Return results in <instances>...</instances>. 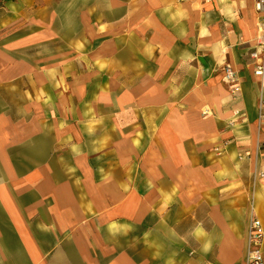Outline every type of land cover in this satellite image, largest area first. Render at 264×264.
<instances>
[{"label": "crops", "instance_id": "0c3cea01", "mask_svg": "<svg viewBox=\"0 0 264 264\" xmlns=\"http://www.w3.org/2000/svg\"><path fill=\"white\" fill-rule=\"evenodd\" d=\"M259 19L255 0H0V264H246Z\"/></svg>", "mask_w": 264, "mask_h": 264}, {"label": "built area", "instance_id": "2783aa9c", "mask_svg": "<svg viewBox=\"0 0 264 264\" xmlns=\"http://www.w3.org/2000/svg\"><path fill=\"white\" fill-rule=\"evenodd\" d=\"M255 9L260 13L258 22V35L255 46L250 48V55L254 59L255 74H264V0H255ZM225 82L231 87L233 92L240 91L239 77L237 71L231 66L224 69ZM263 101L260 106L263 107ZM249 251L246 264H264V253L262 243L264 241V230L260 219L255 218L251 223L249 233Z\"/></svg>", "mask_w": 264, "mask_h": 264}]
</instances>
